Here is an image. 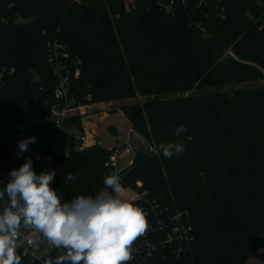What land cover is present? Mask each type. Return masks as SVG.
I'll return each mask as SVG.
<instances>
[{"label": "trees", "instance_id": "obj_1", "mask_svg": "<svg viewBox=\"0 0 264 264\" xmlns=\"http://www.w3.org/2000/svg\"><path fill=\"white\" fill-rule=\"evenodd\" d=\"M259 1L223 0V17L217 0H187L173 14L158 0H135L130 8L124 0H0L1 60L15 68L4 122L34 104L48 112L59 78L48 43H63L77 107L146 98L120 107L148 145L121 183L186 209L194 234L187 251L162 264H247L264 247V86L222 89L264 80ZM230 48L237 58L226 54ZM82 117H69L67 126L84 131ZM180 125L187 132L177 136ZM37 128L58 134L51 121ZM168 142L185 151L164 157L160 145ZM112 152L98 143L77 150L73 139L70 155L55 158L61 200L105 189Z\"/></svg>", "mask_w": 264, "mask_h": 264}, {"label": "clouds", "instance_id": "obj_2", "mask_svg": "<svg viewBox=\"0 0 264 264\" xmlns=\"http://www.w3.org/2000/svg\"><path fill=\"white\" fill-rule=\"evenodd\" d=\"M174 132L180 136L187 129L180 125ZM34 142L35 137L18 141L20 153ZM160 149L170 159L182 154L185 146L168 142ZM32 164L27 159L11 170L6 186L0 188V200L7 197V205L0 211V264H21L17 248L22 227L31 230L27 243L34 257L41 237L49 246L64 250L44 264H129L133 260V245L147 233L149 221L144 209L127 198L117 175L105 177V190L94 196L78 195L62 202L51 187L56 171L37 174ZM76 178L67 174L69 181Z\"/></svg>", "mask_w": 264, "mask_h": 264}, {"label": "built area", "instance_id": "obj_3", "mask_svg": "<svg viewBox=\"0 0 264 264\" xmlns=\"http://www.w3.org/2000/svg\"><path fill=\"white\" fill-rule=\"evenodd\" d=\"M130 8L135 0H124ZM219 3L221 15H224V7H221L223 0H217ZM206 2L201 0L200 4ZM161 8L168 13H175L177 8L186 5L187 0H158ZM264 8V1H259ZM264 15V13H263ZM262 18V17H261ZM260 25L264 29V20ZM204 33L208 34V29L201 23L196 24ZM48 60L53 66L54 73L59 77L53 96L56 101L50 106L48 112L45 108L34 104L32 107L18 110L12 121L4 122L6 119L3 109L7 105L5 98V88L8 77L15 72V68L2 64L0 55V188L6 186L10 179V172L18 169L27 159L33 161V170L40 174L43 171L55 170V158L57 155L68 157L71 151V144L74 139L75 148L83 149L94 144L93 135L87 129L88 123L83 120L84 131H79L75 127H68L67 120L76 114H83L80 109L83 106H76L74 98L70 94V74L71 70L68 65L69 53L66 52L63 43L55 40L50 41ZM226 54L235 58L236 55L232 49H228ZM76 76L80 75V69L76 70ZM33 104V102H31ZM48 104V100L44 102ZM5 118V119H4ZM51 121L58 134L55 138L51 133L43 134L38 130V126ZM35 137V142L28 145V150L20 153L18 141ZM118 149H113L109 158V166L112 175H117L122 181V172L115 174L114 169L118 165ZM150 152L155 151L153 147L149 148ZM130 161L129 167L133 164ZM142 186V182H137ZM51 187L57 191L55 178ZM127 189L132 191L129 199L132 202H141L142 208L147 213L149 229L147 233L140 237L133 245V260L137 264H162L170 255L180 256L189 249L191 242L194 240L193 226L190 221L189 212L177 205L162 204L148 195L147 191L128 186ZM105 190V189H102ZM59 195V194H58ZM63 202V201H62ZM7 205V197L0 200V211ZM31 237V230H20L18 240V254L25 264H44L47 259H53L64 254L63 249H56L48 245L47 241L41 237L39 247L36 250V256L32 255L33 249L28 245L27 240ZM38 257V258H37Z\"/></svg>", "mask_w": 264, "mask_h": 264}, {"label": "rangeland", "instance_id": "obj_4", "mask_svg": "<svg viewBox=\"0 0 264 264\" xmlns=\"http://www.w3.org/2000/svg\"><path fill=\"white\" fill-rule=\"evenodd\" d=\"M262 86H264V80H257L239 84L237 86H225L222 90L232 93L234 90L240 88H254ZM196 91L199 92L198 90ZM145 101L146 98L139 96L136 98H128L120 101L103 102L97 105H87L83 106L85 107L84 109H80V112L84 113L83 120L87 123L90 122V120L85 116L93 113L99 115L96 118H93V121L96 122L95 126L92 127L91 123L87 125V129H89L90 133L94 137V144L98 143L107 148L119 150L118 165L114 169L115 174L120 173L129 167L130 161L134 158L137 151H147L148 149L146 140L137 132L133 145L129 144L131 122L120 109V107L124 104L143 103ZM105 112L108 114H106L101 120L100 116ZM107 165L109 168V175H112V170L109 166V159L107 160ZM126 190V195L129 199V197L132 195V191L129 189ZM108 191H110V189H108ZM247 264H264V247L257 249L250 257Z\"/></svg>", "mask_w": 264, "mask_h": 264}, {"label": "crops", "instance_id": "obj_5", "mask_svg": "<svg viewBox=\"0 0 264 264\" xmlns=\"http://www.w3.org/2000/svg\"><path fill=\"white\" fill-rule=\"evenodd\" d=\"M101 103H103V102H101ZM97 104H100V103H97ZM82 108L84 109L85 107H82ZM82 114H84V113H82ZM106 114H108V113L107 112L102 113V115L100 116L101 117L100 119L102 120ZM97 116H99V115L95 114V113L85 116L86 118H88L90 120V122H88V124L91 123L92 127L96 125V122L93 121V118H96ZM132 129H133V127H132V124L130 123V132H131Z\"/></svg>", "mask_w": 264, "mask_h": 264}, {"label": "water", "instance_id": "obj_6", "mask_svg": "<svg viewBox=\"0 0 264 264\" xmlns=\"http://www.w3.org/2000/svg\"><path fill=\"white\" fill-rule=\"evenodd\" d=\"M135 135H136V131L134 129H132L131 132H130V142H129L130 145H133L134 139H135ZM76 149L78 150L79 148H76Z\"/></svg>", "mask_w": 264, "mask_h": 264}]
</instances>
